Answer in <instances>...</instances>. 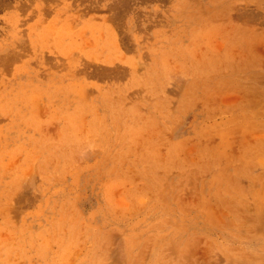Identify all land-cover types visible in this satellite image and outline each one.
Instances as JSON below:
<instances>
[{"label": "rangeland", "instance_id": "rangeland-1", "mask_svg": "<svg viewBox=\"0 0 264 264\" xmlns=\"http://www.w3.org/2000/svg\"><path fill=\"white\" fill-rule=\"evenodd\" d=\"M0 264H264V0H0Z\"/></svg>", "mask_w": 264, "mask_h": 264}, {"label": "bare ground", "instance_id": "bare-ground-1", "mask_svg": "<svg viewBox=\"0 0 264 264\" xmlns=\"http://www.w3.org/2000/svg\"><path fill=\"white\" fill-rule=\"evenodd\" d=\"M5 2V1H4Z\"/></svg>", "mask_w": 264, "mask_h": 264}]
</instances>
